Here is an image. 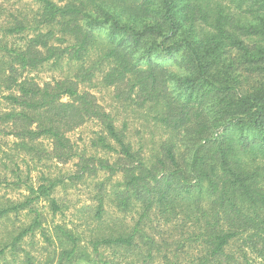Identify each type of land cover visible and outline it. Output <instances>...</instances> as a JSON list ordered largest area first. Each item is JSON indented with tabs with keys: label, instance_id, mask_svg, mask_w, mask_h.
<instances>
[{
	"label": "trees",
	"instance_id": "obj_1",
	"mask_svg": "<svg viewBox=\"0 0 264 264\" xmlns=\"http://www.w3.org/2000/svg\"><path fill=\"white\" fill-rule=\"evenodd\" d=\"M35 1L0 19V185L28 182L26 156L77 157V169L26 186L23 200L0 197V220L32 214L4 227L0 264H264V0ZM20 34L24 43L9 46ZM47 63L71 66L43 83L26 75ZM97 81L151 128L149 154L81 87ZM89 121L101 129L92 146L114 161L75 148L68 133ZM99 171L122 179L110 190L97 183L84 228L45 227L35 204L63 214L56 189ZM106 204L136 218L108 219ZM37 230L50 250L44 261L22 247ZM8 251L21 261H6Z\"/></svg>",
	"mask_w": 264,
	"mask_h": 264
},
{
	"label": "rangeland",
	"instance_id": "obj_2",
	"mask_svg": "<svg viewBox=\"0 0 264 264\" xmlns=\"http://www.w3.org/2000/svg\"><path fill=\"white\" fill-rule=\"evenodd\" d=\"M37 7L38 4L35 0H0V19H3V17L5 18L6 16H9L14 12L18 13V11L24 10L29 12L30 10L32 11ZM109 11L117 14L116 8H110ZM107 30L108 28H103L99 31L100 37L104 41L108 40ZM25 37L26 34L9 36L7 38L9 46L22 45L24 43ZM157 59L159 62L168 64L170 67L175 65L174 58L172 59L157 54L155 60ZM68 66H71V64H68ZM68 66L64 65L62 67H59L57 65H53L52 63H47L36 71L27 72L26 75H28L29 77H34L38 82L43 83L44 81H49L54 77H60L61 75L66 74L67 70L69 69ZM170 85L172 86V88L175 87V85L173 84ZM81 87L93 93L97 97V100L100 102V104H102L108 111H111L116 116L117 123L120 128L123 127L124 123H128L131 134L130 137L135 148H139V145H143V147L146 148L145 153L149 154V149L153 147V142L151 141V128H148V125L147 127L143 126V118L141 117V114L132 115L130 112V108L126 107L121 101L117 100L114 94V90L110 87H104L100 83V81H97L92 85H81ZM100 130V126L97 122L89 121L69 132L68 136L70 137L72 143L79 153H83V155L86 156L97 155L99 157H107L108 159H111V161H114L117 157V154H110V152L92 146V140L97 136ZM153 137L155 138L153 140L158 139V131L155 132V135ZM11 141H14V139L7 138L5 140H2L3 147L7 149L9 146L13 145ZM43 146L50 150V140L44 139ZM23 160L25 161L19 162L21 168L24 170V181L27 180L28 182L20 187L12 183L1 184L0 197L5 195L13 200H23L25 196L29 194V190L26 188V186L34 185L35 187H37L39 184L44 182L43 179L47 176L53 178L57 176L66 178L69 175L73 174L77 169L76 163L78 161V158L75 157L73 160L67 163H63L55 159H50L47 156L43 157L42 159H30V156H26V159ZM26 162H28L29 165H27ZM10 179L13 180V178ZM121 179V174L110 177L109 174L105 173V171H99L98 175H96L95 177H89L72 185L69 184L66 188L63 186H59L56 189V195L57 197H59L60 202L64 207L63 214L58 213L53 215L50 210L49 203L44 199L39 200L38 203L35 204L36 208L43 213V217H46L44 226L48 228L52 227V225L55 223H66L69 226L81 225L80 229L82 230L84 228V224L87 222L86 217H89L88 214L94 211V207L98 202V199L95 197L98 192L97 183H104L105 189L110 190L113 185H115V183ZM101 193H104L103 188L101 190ZM106 205V207H108V216L106 215L108 219L110 218L109 216L117 217L121 222L127 225H131L133 219L136 218L137 213L133 212L132 210L128 212H120L117 211L113 206H109V204ZM31 216V213L25 211L18 216H15L13 214L10 219L0 220V238L4 227H6L7 225L9 226L10 223L12 225L15 224L18 226L28 223L31 220ZM90 222L91 220H89V223ZM30 236L24 238L22 247H24L27 251H31V249L33 248L35 249V251L41 252L40 257L44 261L47 258L50 250L43 249L45 244L38 230L35 236ZM105 252L108 256L112 255L111 250ZM19 255H23V253H20ZM5 260L9 262L18 260L20 262L21 256H13L8 251L5 256ZM76 264L93 263L81 260Z\"/></svg>",
	"mask_w": 264,
	"mask_h": 264
}]
</instances>
